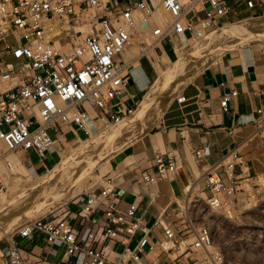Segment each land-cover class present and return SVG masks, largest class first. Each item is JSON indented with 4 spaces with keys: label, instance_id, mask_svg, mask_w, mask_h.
I'll use <instances>...</instances> for the list:
<instances>
[{
    "label": "built area",
    "instance_id": "obj_1",
    "mask_svg": "<svg viewBox=\"0 0 264 264\" xmlns=\"http://www.w3.org/2000/svg\"><path fill=\"white\" fill-rule=\"evenodd\" d=\"M242 1L249 8L257 5L255 0ZM157 2L171 20L164 26L154 24L150 45L154 50L161 49L164 40L174 45L183 37L200 38L212 28L231 22L227 0H0V143L7 154L32 150L45 159L65 132L90 136L99 131L98 121L104 125L119 123L133 113L135 105L120 99L121 88L133 77L132 63L122 53L142 31V23L151 18ZM90 9L94 13L88 20L85 13ZM85 19L92 28L88 34L77 28ZM60 24L67 25L66 50L57 48L50 36ZM221 105L226 110L228 100L224 98ZM258 114H262L261 109ZM156 162L162 173V157L156 156ZM169 168L175 169L172 161ZM142 177L148 184L155 181L146 173ZM203 178L214 194L209 199L212 206L220 204L218 193L235 190V183L226 185L215 169ZM106 182L84 194L79 211L72 212L63 205L57 213L25 223L14 235L29 240L44 235L49 243L63 246L66 256L83 257V264H105V245L120 241L124 248L113 264H128L129 258L138 260V252L149 246L148 229L137 215V204L121 208L112 179ZM3 190L0 183V197ZM101 206L104 208L98 217ZM86 220L90 226L85 230ZM140 229L144 234L135 248L129 249L127 244ZM164 230L170 243H178L181 232L169 223ZM188 230L195 235L191 251L212 245L214 235L209 227L198 230L188 222ZM10 248L8 257L1 255L2 262L23 264L21 250L16 245Z\"/></svg>",
    "mask_w": 264,
    "mask_h": 264
},
{
    "label": "crops",
    "instance_id": "obj_2",
    "mask_svg": "<svg viewBox=\"0 0 264 264\" xmlns=\"http://www.w3.org/2000/svg\"><path fill=\"white\" fill-rule=\"evenodd\" d=\"M255 1L257 5L249 8L245 1L232 0L229 3L231 21L243 20L224 23L206 33L207 38L202 42L206 44L197 53L192 50L195 45L184 50L178 42L172 45L168 40L162 41V48L155 50L161 57L152 62L156 78L141 59L138 62L143 54L132 63L133 77L126 87L121 88L120 99L127 105H136L137 95L144 91L133 111L135 116L145 104L148 94L155 91L154 101L142 112L138 125L149 112L156 123L141 138L137 132L106 154L101 165L104 171H110L100 185L105 186L106 180L111 178L113 191L121 198L120 207L125 209L136 203L137 215L148 229L149 246L138 252V260L129 258L128 264L194 263L198 259L196 252L190 248L180 252L179 241L172 243L173 247L168 249L163 247L165 243H170L164 226L169 223L177 232L182 231L178 220L179 206L185 199L188 188H207L203 176L211 169L221 175L226 185L237 184L257 173L261 146L258 122L264 117V45L243 47L242 42H239L237 48L228 50L220 59L201 70L168 101L157 103L166 80L184 73L204 51L229 40L252 35L253 32L264 31V17L250 18L264 14V0ZM254 20L260 22H253ZM236 27H243V30L222 40H210L221 31ZM165 42L168 43L167 47ZM184 42L182 39L180 43L185 46ZM148 51L144 54H148ZM174 56L176 58L172 60ZM157 62L161 65L159 69ZM180 98L183 100L180 101ZM224 98L228 100L226 110L221 105ZM259 109L262 114H258ZM131 115L119 123H127L125 120L132 118ZM96 125L99 128L98 122ZM69 132H65L60 140L67 137ZM98 132L93 135L98 136L100 128ZM119 136L121 135L117 137ZM30 151L32 150L23 152L20 161L24 163L23 160L27 159L25 165L33 175H45L53 165V149L45 159L38 157L36 163L31 160ZM158 155L164 161L165 170L162 173L157 167ZM46 161H50L48 165ZM170 161L175 165L174 170L169 168ZM228 163H232L231 168H228ZM47 167L48 170L39 175ZM143 173L155 177V181L146 183ZM84 198V195L76 197L66 203L67 208L72 212L79 211L84 205ZM103 208L101 206L97 211L98 217ZM158 221L162 224L157 223ZM84 226L86 230L90 222L84 221ZM143 234V229L137 231L127 247L135 248ZM82 237H85L84 232ZM11 245H16L21 250L25 257L23 264H83V257L78 259L66 256L63 246L49 243L44 235H37L31 240L14 235L2 242L1 253L8 257ZM123 248L120 241L107 243V247H104L105 264L115 263ZM2 263L8 264L6 261Z\"/></svg>",
    "mask_w": 264,
    "mask_h": 264
},
{
    "label": "rangeland",
    "instance_id": "obj_3",
    "mask_svg": "<svg viewBox=\"0 0 264 264\" xmlns=\"http://www.w3.org/2000/svg\"><path fill=\"white\" fill-rule=\"evenodd\" d=\"M227 2L231 3L232 0H227ZM157 10L165 15L166 21L170 20L169 16L162 8L158 7ZM93 13L94 11L91 9L85 13L88 20L91 19L90 16H92L91 14ZM257 17H264V14L255 15L250 18ZM87 19H85V21H88ZM139 19L141 20V18ZM241 20L243 19H235L231 22L233 23ZM258 21L260 22V20H254L253 22ZM84 24L90 31L89 23L85 22ZM154 24L156 23H154L151 18L148 19V22H143L141 25L142 31H139L135 35L134 39L131 41V45L127 49L133 50L132 57H137L136 55L141 49H132L134 44L150 48L148 54H144L147 51H140L143 55L139 57L138 62L140 63L141 59L143 64L148 67L149 72L156 78L157 73L153 68L152 62L160 59L161 55L150 46L154 39L152 35ZM64 29L62 25H59L58 33L64 31ZM213 29L214 28L211 30ZM206 36L207 35L203 38L191 39L187 46H183L180 42H178V44H181L184 50L190 48L193 43L201 47L206 44V42L202 43L203 40H206ZM239 42H242L243 47L264 45V31H256L253 32L252 35L244 36L239 40H229L204 51L184 73L166 80L158 96L157 103L168 101L201 70L220 59L228 50L237 48L236 46ZM167 44L168 43L165 42L166 47ZM172 58V60H174L176 57L174 56ZM126 61L131 62V59H126ZM133 67L134 64H132V68ZM143 94L144 91L137 95L135 99L137 103L134 107L135 109ZM133 115L134 113L131 116ZM155 123V120H152V116L149 112L148 115L142 117L138 127L133 128L134 131L131 130L115 139L103 141L94 151L85 156L76 155V152L72 153V151L75 150L81 142L80 148H83L85 146L83 143H89L93 136L97 135L99 132L97 131L93 133L94 135L92 134L90 136L82 134L81 132H69L67 137H63L53 149L55 157L52 159V164L65 160V167L59 172L49 189L41 187V183L44 179L30 172L29 174L26 172L24 175L18 174L15 166L13 170L6 167L4 170L6 176L2 177V183H0L3 185V193L5 192L4 194L8 195V201L5 205H1L0 203V235L2 231H5L7 234L0 236V245L6 239L13 237L18 229L25 223L46 216L54 211L57 213L59 207L65 206L66 203L76 199V197L83 196L85 193H90L98 188L104 183L110 171H104L101 165L104 157L109 153L108 149L126 142L134 134H137V132L139 133V137L142 136L151 129ZM119 124L120 123H111L109 125H104L102 122L98 121L100 132L111 130ZM49 133L52 138L55 137L53 131ZM258 136L260 137L261 146L256 174L247 179L240 180L239 183L235 184V190L232 193H218L216 197L219 198V205H210L209 199L214 194L206 187L194 190L191 199L188 197L189 199L187 198L181 201L182 208L178 215V220L180 222L179 228L182 230L180 233L179 246L182 240L189 239L184 247L188 249L190 244L195 241L194 233L191 231L188 232V222H191L198 230L204 226L210 227L214 235L212 245L209 246L207 250L201 249L196 252L198 259L192 264H264V213L259 214L262 209L261 206H264V186L262 185L264 180V117L258 122ZM76 138H78V140H75ZM0 144H2L3 151L6 152L4 144ZM22 155L23 151L8 153V160L10 161L13 157L20 159ZM30 158L35 163L37 162L38 157L32 151H30ZM26 160H23L24 163L20 161L21 164L25 165V163H27ZM37 168L39 170L41 169L39 165ZM47 170L48 167L40 172L39 175L45 173ZM261 187L263 189H261ZM73 195L77 196L71 198ZM59 198L60 201L58 202ZM259 207L261 209H259ZM246 214L250 218L254 216L252 219L258 220L261 223V228L244 227L242 221ZM169 246L173 247V244L170 243ZM1 255L2 253L0 250V264L2 262Z\"/></svg>",
    "mask_w": 264,
    "mask_h": 264
},
{
    "label": "bare ground",
    "instance_id": "obj_4",
    "mask_svg": "<svg viewBox=\"0 0 264 264\" xmlns=\"http://www.w3.org/2000/svg\"><path fill=\"white\" fill-rule=\"evenodd\" d=\"M157 4V7H156V10L153 12V14L151 15V19H152V21H154V23H156L157 25H161V26H164V25H166L168 22H170V20H171V16H170V14L165 10V9H163L162 7H160L159 6V3L157 2L156 3ZM158 7L159 8H162L164 11H165V13L169 16V18H170V20L169 21H166V18H165V15L162 13V12H160V11H158L157 9H158ZM158 21H159V23H158ZM85 22H88V21H83V23L82 24H80V25H78L77 26V28L78 29H80V30H82L83 32H84V34H88V33H91L92 32V28H91V26H90V31H89V29H88V27L84 24ZM161 23V24H160ZM60 25H62L63 26V28H65L64 29V31H61L60 33H58V29H59V27H57V28H55V30H53L52 31V33H51V38L55 41V44H56V47L57 48H60L61 50H66V38H65V31H66V29H67V25H65V24H60ZM241 30H243V27H236V28H232V29H228V30H226V31H221L220 33H218L217 35H215L214 37H212V39H210V40H222V39H224L225 37H227V36H229V35H234L235 33H238V32H240ZM206 35V34H205ZM205 35H203L202 36V38L205 36ZM134 39V38H133ZM132 39V40H133ZM183 39L185 40V46H187L189 43H190V40L191 39H189L188 37H183ZM131 40V41H132ZM209 40V41H210ZM195 43H193V44H191V46H190V48L194 45ZM130 45H131V43H130ZM137 49V50H139V49H141V50H139V52L137 53V57L139 56V55H141V52L140 51H148V47L146 48V47H142V46H140V45H138L137 46V44H134L133 46H132V49ZM201 49V47L200 46H198V45H195L193 48H192V50L195 52V53H197V52H199V50ZM127 51H129V52H127ZM132 51L133 50H128V49H125L124 51H123V53H122V55H123V58H125V60L126 59H131V62L132 63H134L135 62V60L137 59V57H132V55H133V53H132ZM129 53V54H128ZM135 54V53H134ZM156 66L158 67V69L160 68V62H157V64H156ZM154 98H155V91H151L149 94H148V96H147V98H146V102H145V104L142 106V108L140 109V110H138L137 111V113H136V115L135 116H133L132 118H129L128 120H125V121H127V123L126 122H122V123H120L119 125H117V126H115L113 129H111V130H107V131H103V132H100V134L98 135V136H94L91 140H90V142L89 143H86V144H84L83 143V145H85L83 148H80V145L82 144V142L80 143V145L75 149V150H73L72 151V153L73 152H76V155L78 154V155H88L90 152H92V151H94L99 145H100V143H102L103 141H108V140H111V139H113L114 137H117L118 135H122L123 133H125V132H128V131H134L133 130V128H136L137 127V125H138V123H139V117H140V115L142 114V112L147 108V107H149L152 103H153V101H154ZM75 140H78V138H76ZM120 145V144H119ZM118 145V146H119ZM112 146V145H111ZM118 146H115V147H111V148H109L108 149V152H110V151H113V150H115ZM71 147V146H70ZM20 160L21 159H19V158H15V157H13L10 161L8 160V154H6V152H4L3 151V148H2V144H0V182L2 183V177L3 176H6V173L4 172V170H5V168L6 167H8L9 169H11V170H13L14 169V166L16 167V172L18 173V174H23L24 175V173H28L29 174V172L31 173V171H30V169L28 168V167H26L25 165H23V164H21V162H20ZM65 167V160H62V161H60V162H56L55 164H53L52 166H50L49 167V171L45 174V175H42V176H38V177H40V178H42V179H44L43 181H42V183H41V187H45V188H47V189H49V187H50V185H51V183L57 178V176H58V174H59V172H61L62 170H63V168ZM260 185V184H259ZM262 185L264 186V180H263V182H262ZM198 190V188L197 187H189L188 188V197L189 196H191L192 197V193H193V191L194 190ZM261 189H263L262 187H261ZM248 191V190H247ZM5 193V192H4ZM2 194V197H1V199H0V203H1V205H5L6 203H7V201H8V195L7 194ZM75 195H73V197H74ZM191 197H190V199H191ZM72 198V197H71ZM60 201V198H59V200H58V202ZM262 207V209L259 207V209H261V212H259V214L260 213H264V206H261ZM257 210V209H256ZM259 211V210H258ZM257 211V212H258ZM256 213V212H255ZM256 214H258V213H256ZM258 214V215H259ZM261 214V215H262ZM251 216V215H250ZM32 217V216H31ZM254 217V216H253ZM252 217V218H253ZM252 218H250L247 214H246V216L245 217H243V221H242V225L244 226V227H251V228H261V223L258 221V220H256V219H252ZM209 229H210V227H209ZM211 230V229H210ZM3 232V233H2ZM1 232V235H4V234H7L5 231H2ZM212 232V231H211ZM0 235V236H1ZM189 239H186V240H182V242H181V245H180V252H183L184 250H185V246H186V243H187V241H188ZM261 240V239H260ZM262 241V240H261ZM192 244V243H191ZM170 243H165V245L163 246L164 247V249H168V248H170ZM162 247V248H163ZM208 249V248H207ZM206 248L205 249H203V250H207ZM152 261V260H151ZM195 264H198V263H195Z\"/></svg>",
    "mask_w": 264,
    "mask_h": 264
}]
</instances>
